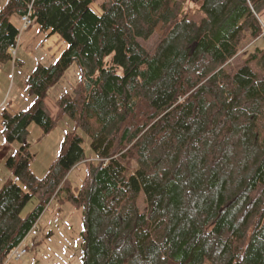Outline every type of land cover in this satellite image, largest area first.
Masks as SVG:
<instances>
[{"label":"trees","instance_id":"trees-1","mask_svg":"<svg viewBox=\"0 0 264 264\" xmlns=\"http://www.w3.org/2000/svg\"><path fill=\"white\" fill-rule=\"evenodd\" d=\"M95 2L0 7V63L17 65L10 18L28 5L41 31L67 43L25 77L29 105L0 111L2 140L19 145L0 185V264H14L8 254L57 196L81 209V264H264V46L235 58L244 33H262L264 0ZM72 64L78 80L51 116L45 98ZM63 117L74 131L38 177L29 126L45 135Z\"/></svg>","mask_w":264,"mask_h":264},{"label":"rangeland","instance_id":"rangeland-1","mask_svg":"<svg viewBox=\"0 0 264 264\" xmlns=\"http://www.w3.org/2000/svg\"><path fill=\"white\" fill-rule=\"evenodd\" d=\"M4 1L0 0V7ZM97 1L98 3L101 2V0ZM92 8L96 12L100 11L97 5H92ZM261 18L264 22V11L261 14ZM31 22L33 21L30 20ZM260 41H264L261 34L257 38H252L249 32L244 33L238 42V52L235 58H238L239 61L243 60L255 47H259ZM21 52H23V49L17 48L15 57L19 59L23 58L22 61L25 62L22 65L12 66L8 62L0 63V101L2 103L0 111L6 107L11 112H16L17 104L20 105L24 100L30 98L25 90L23 79L33 69L34 63L30 59L33 58L31 54L33 49L31 47L25 50L27 56L23 53L21 55ZM78 76L77 66L72 64L66 70L59 83L50 88L49 97H58L63 92L71 91L78 80ZM73 131L72 121L67 117L58 119L53 129L45 135L41 133L40 128L35 123L30 124L27 141L30 144V151L32 153L30 167L35 175L40 177L44 174L48 165L55 158L63 136L67 132ZM75 132L82 138V146L87 158L95 161L96 156L90 150L87 135L80 129H77ZM0 139L2 140L1 134ZM13 144L15 145L16 143ZM15 146L18 147V145ZM1 149L3 147H0ZM7 156L8 154L0 159V185L4 180L12 177L11 171L4 164ZM135 169L136 164L132 162L127 168V174L133 173ZM85 171L86 162H80L70 170L68 178L72 188L77 187L81 183L85 176ZM31 205L32 201L26 205L24 211L30 209ZM138 206L140 209L144 207V193L142 190L138 194ZM81 230V209L68 201L61 200V196H57L47 205L34 228L24 238L27 252L19 259L11 258V253H9L6 262H13L14 264H81Z\"/></svg>","mask_w":264,"mask_h":264},{"label":"crops","instance_id":"crops-1","mask_svg":"<svg viewBox=\"0 0 264 264\" xmlns=\"http://www.w3.org/2000/svg\"><path fill=\"white\" fill-rule=\"evenodd\" d=\"M96 3H98V1ZM10 21L19 31L18 38L16 41V49L17 48L23 49V52H21V55L23 53L25 56H27V54H25V50L32 47L33 52H31V54L33 55V58H30V59L33 60V63H34L33 67L36 63H40L45 66L50 65L58 58L60 53L67 47L66 41L59 34L50 33L49 30L41 31L39 28V25L34 21L31 22L30 25H28L27 27L22 26L19 15H12L10 18ZM260 42L261 44H259V47H263L264 41L263 42L260 41ZM22 60L23 58L21 59L16 58L17 65H20V64L22 65L25 62ZM8 63L12 64L13 66L12 61H9ZM24 79H23V82H24ZM56 98H57L56 96L49 97V95L45 98V104L51 116H53L57 110V106L55 104ZM29 103H30V98H27L26 100L23 101L22 104L20 105L17 104L18 107L16 108V111H19L27 107ZM1 104L2 103L0 101V107L2 106ZM0 123H1V116H0ZM15 145H18V144L16 143ZM15 145L6 144L5 141L0 139V147H3V149L0 150V159L3 156L9 154L14 149H16L17 146Z\"/></svg>","mask_w":264,"mask_h":264},{"label":"built area","instance_id":"built-area-1","mask_svg":"<svg viewBox=\"0 0 264 264\" xmlns=\"http://www.w3.org/2000/svg\"><path fill=\"white\" fill-rule=\"evenodd\" d=\"M30 6L28 5V11L21 16V22L22 25L25 27L30 23ZM262 37H264V27L263 32L261 34ZM11 257L14 259H19L22 255L26 253V248L23 243H20L15 249H13L11 252Z\"/></svg>","mask_w":264,"mask_h":264}]
</instances>
